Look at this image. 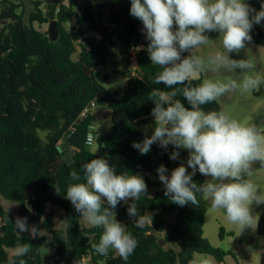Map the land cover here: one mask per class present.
Wrapping results in <instances>:
<instances>
[{
  "label": "trees",
  "instance_id": "trees-1",
  "mask_svg": "<svg viewBox=\"0 0 264 264\" xmlns=\"http://www.w3.org/2000/svg\"><path fill=\"white\" fill-rule=\"evenodd\" d=\"M52 1L47 15L35 4L29 24L17 13L19 6L13 0L0 2V22H4L0 29V197L16 204L29 226L45 232L34 239L19 236L14 215L0 205V264H9L12 257L8 251L24 243L31 244V251L23 257L26 264H75L86 258L91 259L89 264H193L196 254L212 256L217 264H224L225 257L234 254L214 248L204 238L207 207L199 194L198 206L180 207L149 178L146 185L159 189L153 197L145 194L135 201L138 215L144 218L143 227H136L134 218L128 215L131 200L116 208L117 219L138 241L134 253L125 262L112 249L107 256L94 251L92 245L99 242L103 229L86 227L65 198L67 187L77 183L69 174L79 172V182H83L81 166L100 157L108 159L117 174L155 173L160 165L171 174L180 166L170 159L172 145L164 149L153 144L146 155L132 147L133 142L143 141L145 129L147 135L152 134L151 110L155 104L150 100L151 91L171 89L163 83H152L162 69L151 62L147 44L143 43L142 22L130 15L131 0L85 4L76 14L77 26L72 32L64 27L72 10L64 0ZM52 22H57L59 31L56 41L34 27L35 23ZM253 40L264 45V33L255 31ZM76 54L78 59L74 60ZM122 59L128 64L134 60L135 73L120 70ZM108 69L129 78L120 99L119 92L109 91L97 79L101 75L109 80L110 75L104 73ZM202 81V77L194 79L191 85ZM176 98L191 110L186 98L181 94ZM92 102L98 108L111 109L112 131L99 134L98 139L103 155L94 156L86 144L87 132L97 119L93 115L82 118V114ZM201 108L221 111L218 101ZM64 139L73 151L72 161L61 153ZM179 152L182 155L181 149ZM193 181L203 184L206 177L197 171ZM48 207L64 211L65 229L54 228L52 214H46ZM172 214L175 218L170 222L166 216ZM224 235L221 229V237ZM50 247L55 253L45 257L42 249Z\"/></svg>",
  "mask_w": 264,
  "mask_h": 264
},
{
  "label": "clouds",
  "instance_id": "clouds-1",
  "mask_svg": "<svg viewBox=\"0 0 264 264\" xmlns=\"http://www.w3.org/2000/svg\"><path fill=\"white\" fill-rule=\"evenodd\" d=\"M130 15L142 22L151 62L162 69L152 83H163L171 89L151 91L150 100L155 104L151 110L152 134L147 135L145 129L143 141L133 142L132 147L146 155L153 144L164 149L172 145V160L180 158V149L188 150L187 167L181 163L170 176L164 165L156 169L164 195L184 207L198 206L199 194L209 202L211 211H222L226 221L241 232L255 230L259 217L252 214V205L264 204V189L251 177L253 164L259 162L264 168V127L237 120L226 111H204L201 106L229 92L249 93L264 83L251 58L237 60L229 56L239 54L246 43L252 42L253 26L264 22V3L257 11L246 0H131ZM209 32L219 33L220 47L205 57L197 50L213 41L207 35ZM184 52L190 54L182 58ZM235 69L242 70L239 81L226 76L204 78L199 85H191L194 79L209 72ZM178 94L186 98L191 110L176 98ZM98 139L97 129L91 128L86 144L94 156L100 147ZM81 168L83 182H79L82 179L79 172H70L71 180L77 183L67 187L65 198L82 219L103 229L99 242L92 245L94 251L107 256L112 249L126 262L138 241L117 219L115 209L121 202L131 200L128 215L134 218L136 227H143L144 218L138 215L135 201L147 193L146 182L140 174H117L104 157L93 158ZM197 171L211 179L198 185L193 181ZM55 191L59 194L58 186ZM14 225L18 232H27L33 238L39 236L38 228L29 226L27 217H17ZM30 251L31 244L18 245L9 264H26L23 257Z\"/></svg>",
  "mask_w": 264,
  "mask_h": 264
},
{
  "label": "rangeland",
  "instance_id": "rangeland-1",
  "mask_svg": "<svg viewBox=\"0 0 264 264\" xmlns=\"http://www.w3.org/2000/svg\"><path fill=\"white\" fill-rule=\"evenodd\" d=\"M2 0H0L1 2ZM15 4L19 7L17 13L22 15L24 22L29 24V18L32 13L35 12V4H39V9L47 15L50 12V6L53 5L52 0H13ZM109 0H64L63 3L72 10L70 20L64 24V27L72 32L73 29L77 26L76 14L80 13L83 9V6L87 3H105ZM253 8L257 11L260 10L261 4L264 3V0H246ZM0 5V13H1ZM4 22H0V29L3 28ZM34 27L43 32L47 33L49 31L50 24H39L35 23ZM260 30L264 33V22L261 24H256L253 26L250 35L252 36V42L246 43L245 49L241 50L239 54L229 53L230 58L232 59H247L251 58L256 65L255 71L264 77V45H257L254 43L253 35L255 31ZM209 39L213 40L209 45L198 49L197 52L200 55L207 56L209 53L214 52L217 48L220 47V43L217 40L219 38L218 32H209L207 33ZM144 44H148L146 38L143 40ZM189 52L182 53V57L188 56ZM74 60L78 59V54L73 56ZM136 64L132 61L131 63L125 62V68H120L121 71L127 69L135 73ZM240 69H235L234 72H225L221 71L219 73H207L204 78H220L223 79L226 76H231L233 79L239 81L241 79ZM104 73L110 75L109 80H105L101 75H97L99 82L111 92H119L120 95L118 99L122 97L123 90L127 86V80L122 75H115L113 70L108 69ZM221 106V111H226L233 118L240 120L245 123H254L257 121L258 127H264V83H261L258 88L252 90L249 93L241 94L239 91H233L226 93L224 96L220 97L217 100ZM110 113V112H109ZM98 134L104 132L112 131V122L106 121V123H98L96 125ZM42 137H45V134H41ZM92 151V149H91ZM182 155L176 160L180 164L183 163L187 167V159L189 152L186 149H181ZM93 152V151H92ZM98 155H103L104 151L99 147L96 152ZM188 171L191 172V168H188ZM254 175L251 177L252 181L256 183L261 189H264V168H261L259 162L253 164ZM146 182L147 178H150V181L154 184H159L160 188L164 189L163 183L159 180L158 174L152 175V173L141 172L139 173ZM211 179V177H206V180ZM158 187L147 186V195L153 197L157 192ZM129 202V201H128ZM127 203L121 202L118 206L124 205ZM207 207V214L205 217V224L203 228L204 238L209 241V243L217 249H220L226 253H232L225 257L224 264H262V259L264 257V204L259 206L252 205V214L259 217L258 224L255 230L245 229L243 232L240 229L228 223L225 219V216L222 211H211L209 202L205 201ZM0 205H2L6 210L11 212L15 220L17 217H21L19 214V208L16 204L11 203L0 197ZM117 206V207H118ZM116 211V209H115ZM46 214H52L54 228L55 229H65L66 223L64 221L65 213L59 207H48ZM81 216V214H79ZM166 218L173 222L175 215H167ZM83 224L86 227H92L86 220L82 219ZM221 229H224L225 235L224 238L221 237ZM18 232V231H17ZM20 236L26 237V232H18ZM43 230L40 231L39 235H44ZM29 237V236H27ZM51 240L50 237L47 238ZM170 248L177 249L175 244H170ZM13 251H10L12 255ZM194 261H199L200 264H203L204 261H209L210 264H217L216 260L209 255H200L196 254Z\"/></svg>",
  "mask_w": 264,
  "mask_h": 264
},
{
  "label": "built area",
  "instance_id": "built-area-1",
  "mask_svg": "<svg viewBox=\"0 0 264 264\" xmlns=\"http://www.w3.org/2000/svg\"><path fill=\"white\" fill-rule=\"evenodd\" d=\"M98 109L99 108H98L96 102H92L90 104V106L83 112L82 118H86L88 115H93V116L96 117V112H97ZM91 128L96 129V123H94L91 126ZM64 140L60 144L61 153L65 156V158L68 161H72V154H71V150L72 149H70L68 146H66V142L64 143ZM90 260H91L90 258H86V259H84L81 262H76L75 264H89Z\"/></svg>",
  "mask_w": 264,
  "mask_h": 264
},
{
  "label": "crops",
  "instance_id": "crops-1",
  "mask_svg": "<svg viewBox=\"0 0 264 264\" xmlns=\"http://www.w3.org/2000/svg\"><path fill=\"white\" fill-rule=\"evenodd\" d=\"M125 60L124 59H122V64H121V67L120 68H125ZM135 70L137 69V65L135 66V68H134ZM197 79H199V78H197ZM126 80H127V82H128V80H129V78H126ZM100 110H105V111H107V112H110V116H108V117H105V118H103V119H100V120H97V122H96V125L98 124V123H106V121H111V109L110 108H107V109H102V108H99L98 110H97V112L98 111H100ZM97 112H96V114H97ZM153 117V116H152ZM154 118V117H153ZM112 122V121H111ZM110 132L109 131H107V132H104L103 134H109ZM66 142V140H64V143ZM91 149V148H90ZM73 152V151H72ZM71 152V153H72ZM155 174H157V172H155V173H152V175H155ZM168 175H170V170H168V173H167ZM150 179V178H149ZM66 228V227H65ZM60 230H62V229H60ZM18 233V232H17ZM40 233V232H39ZM19 235V234H18ZM45 235V234H44ZM20 236V235H19ZM26 236H30L29 235V233H27L26 232ZM43 236V235H42ZM39 237H41L40 235H39ZM48 237H50V236H47V238ZM30 238H32V239H34L32 236H30ZM48 240V239H47ZM50 240H48V242H49ZM10 251H13V250H9L8 252H9V256L10 257H12V255L10 254ZM45 257H51L54 253H55V248L54 247H50V248H43L42 249V252H41Z\"/></svg>",
  "mask_w": 264,
  "mask_h": 264
},
{
  "label": "water",
  "instance_id": "water-1",
  "mask_svg": "<svg viewBox=\"0 0 264 264\" xmlns=\"http://www.w3.org/2000/svg\"><path fill=\"white\" fill-rule=\"evenodd\" d=\"M48 37L51 41H56L59 37V31L57 29V22H52L50 24V27H49V31H48ZM134 62V60H133ZM110 116V113L105 111V110H100L97 112L96 114V119L97 120H100V119H103L105 117H108ZM80 214V213H79ZM161 245L164 246L165 245V242L162 241L161 242ZM262 264H264V257L262 259Z\"/></svg>",
  "mask_w": 264,
  "mask_h": 264
}]
</instances>
